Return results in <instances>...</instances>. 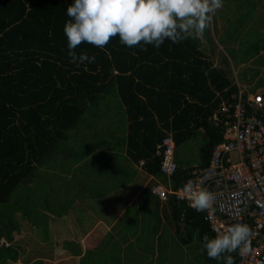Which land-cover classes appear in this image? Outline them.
<instances>
[{
  "label": "trees",
  "instance_id": "trees-1",
  "mask_svg": "<svg viewBox=\"0 0 264 264\" xmlns=\"http://www.w3.org/2000/svg\"><path fill=\"white\" fill-rule=\"evenodd\" d=\"M73 2L0 0V204L111 83L127 120L126 153L142 159L147 172H160L156 144L172 135L173 188L207 165L213 146L222 140L224 123L211 117L216 112L223 119L220 104L237 94L228 72L214 66L190 38L179 44L166 40L159 48L147 45V51L122 45L118 36L103 49L82 43L76 54L95 55L96 60L78 67L70 62L63 32ZM256 34L244 54L233 50L232 57L245 63L258 56L264 31ZM258 65L259 58L245 65L240 77L257 76ZM259 109L254 114L264 119ZM198 132L204 139L200 162L184 168L176 149ZM189 210L198 217L202 237L215 238L203 212ZM232 256L236 264L237 252Z\"/></svg>",
  "mask_w": 264,
  "mask_h": 264
},
{
  "label": "crops",
  "instance_id": "crops-1",
  "mask_svg": "<svg viewBox=\"0 0 264 264\" xmlns=\"http://www.w3.org/2000/svg\"><path fill=\"white\" fill-rule=\"evenodd\" d=\"M247 9L243 30L264 31V16L259 20L256 14L264 10V0H249ZM214 25L213 18L203 40L189 38L217 66L210 47L206 44L204 51L199 44L209 41ZM231 54L221 57V68L237 89L264 98V50L256 56L258 75L247 70V80L240 73L257 58L244 63ZM255 81L259 92L248 88ZM108 89L0 204L9 213L0 220V264H223L202 251V231L192 207L152 192L156 183L173 188L171 175L149 173L142 159L126 153L124 107L114 86Z\"/></svg>",
  "mask_w": 264,
  "mask_h": 264
},
{
  "label": "built area",
  "instance_id": "built-area-1",
  "mask_svg": "<svg viewBox=\"0 0 264 264\" xmlns=\"http://www.w3.org/2000/svg\"><path fill=\"white\" fill-rule=\"evenodd\" d=\"M231 101H223L219 112L211 119L224 123L222 140L216 143L207 165L193 171L176 188L161 183L151 188L161 200L169 196L174 201L190 205L183 191L191 181L197 190L206 188L216 196V212H203V219L216 237L236 223L247 224L251 231L250 251H237L239 264H264V119L254 114L264 104L259 93L238 88ZM174 140L168 133L158 144L155 154L160 156L159 171L172 175L176 170ZM233 154L235 158L232 159Z\"/></svg>",
  "mask_w": 264,
  "mask_h": 264
},
{
  "label": "clouds",
  "instance_id": "clouds-1",
  "mask_svg": "<svg viewBox=\"0 0 264 264\" xmlns=\"http://www.w3.org/2000/svg\"><path fill=\"white\" fill-rule=\"evenodd\" d=\"M223 0H74L66 13L63 32L67 40L70 62L95 63V55H77L82 43L105 48L119 37L129 48L147 51V45L159 48L166 40L179 44L191 37L203 40ZM183 191L190 198V206L197 212L214 214L216 196L206 188L197 190L189 181ZM252 231L247 224L236 223L223 234L202 237L209 259L234 264L233 253L250 251Z\"/></svg>",
  "mask_w": 264,
  "mask_h": 264
},
{
  "label": "rangeland",
  "instance_id": "rangeland-1",
  "mask_svg": "<svg viewBox=\"0 0 264 264\" xmlns=\"http://www.w3.org/2000/svg\"><path fill=\"white\" fill-rule=\"evenodd\" d=\"M247 8H248V1L246 2L245 0H223V7L219 9L216 15L214 16V21H215L214 32H212V30L210 29L211 34L209 36V41L206 40L207 43H205V46L202 45L204 43L200 42L199 44L202 46L201 48L204 51H206V44H207V46L210 47V49L214 52L213 61L215 65L220 67L223 66V63L221 62V57L223 55L230 56V53L233 51L232 49H230V47L235 46V44H237V47L235 48L236 50L235 49L234 50L237 52V55H240L241 53L244 54L246 44L250 42V40H252L257 35L256 27H251V28L246 27L248 28L246 30H243L244 27L242 28L244 21L243 19L244 17H247V13H248L246 11L248 10ZM256 14H257V18L259 20H262L263 19L262 16H264V10L258 9ZM238 45L241 48H239ZM111 85H113V83H111L109 86ZM248 88L253 92H259L260 90L259 82L255 81V84L250 85V87ZM109 91L110 90L108 89V93L106 94L108 96H110L111 94V92ZM108 104L109 103L106 102L103 105L107 106ZM110 105L113 104L110 103ZM259 110L261 113H264V107H262ZM80 119L83 118L81 117ZM203 141H204L203 135L200 132H198L194 137L181 143L177 147L176 159L182 167L185 168L187 166H193L200 162L199 148L202 145ZM234 158H235V154H233L232 156V159ZM5 215H9V213L5 211L3 212L0 206V220H5V218L7 217ZM35 216H37V210ZM13 223H14L13 221L9 222V226L12 227V229L14 230Z\"/></svg>",
  "mask_w": 264,
  "mask_h": 264
}]
</instances>
